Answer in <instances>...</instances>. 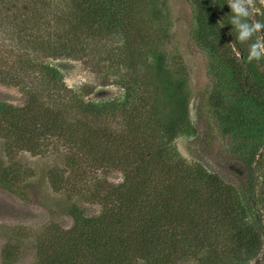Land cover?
I'll return each mask as SVG.
<instances>
[{
	"label": "trees",
	"instance_id": "1",
	"mask_svg": "<svg viewBox=\"0 0 264 264\" xmlns=\"http://www.w3.org/2000/svg\"><path fill=\"white\" fill-rule=\"evenodd\" d=\"M191 1L195 37L217 59L216 79L228 84L230 102L219 86L214 92V115L234 135L259 140L264 72L243 52L240 67L226 46L227 0ZM166 19L162 0H0V79L26 96L23 106L0 102L5 154L13 159L20 151L63 147L69 167L116 168L123 175L89 191L102 207L98 215L74 206L70 228H48L38 264H250L260 253L264 228L259 216L251 217L254 160L244 162L242 197L175 150V139L195 128L187 72L162 49ZM60 58L117 85L119 97L97 103L88 98L89 86L68 87L52 64ZM20 168L9 162L0 186L12 189ZM49 180L56 190L68 184L62 169Z\"/></svg>",
	"mask_w": 264,
	"mask_h": 264
},
{
	"label": "rangeland",
	"instance_id": "2",
	"mask_svg": "<svg viewBox=\"0 0 264 264\" xmlns=\"http://www.w3.org/2000/svg\"><path fill=\"white\" fill-rule=\"evenodd\" d=\"M162 1L167 16V26L162 31V49L166 51L171 64L178 60L187 72L188 111L195 128L194 134H184L175 139V150L184 160L202 166L223 182L232 185L242 197L241 188L249 175L244 162L253 159L251 217L255 219L259 216V223L264 228V135L259 140L249 135L246 138L236 136V132L229 131L225 122L222 124L219 116L214 115V92L219 86L225 95L224 100L230 102L226 95L228 84L225 78L216 79L214 67L217 59L207 48H203L204 41L198 42L195 37V7L191 0ZM251 12L253 15L249 17L250 22L264 21V0H254ZM227 25L222 27V37L226 39V46L233 58H238L236 62L241 67L243 53L248 54V45L256 39L264 38V34L256 33L247 43H239L235 39L234 29L229 23ZM148 33L153 34V30H148ZM52 64L61 71L68 87L79 89L89 86L91 93L88 98L93 102H103L120 95L121 90L117 85L102 83L80 61L60 58L52 61ZM255 64L264 72V59ZM0 102L23 106L26 96L17 87L0 79ZM67 154L63 147H50L45 153L37 155L26 151L14 154L13 159L21 166L20 181L12 189L0 186V264H38L37 247L48 233V228L50 231L54 226L58 229L70 228L73 218L69 210L74 206L87 216L98 215L102 207L91 199L89 191H95L96 186L122 180V171L116 168L98 167L89 172L81 164L69 167L65 162ZM13 159L5 154L0 139V172ZM59 169L63 170L64 177L68 176V184L56 190L49 176ZM195 263L192 259L180 262ZM250 264H264V236L262 249Z\"/></svg>",
	"mask_w": 264,
	"mask_h": 264
},
{
	"label": "clouds",
	"instance_id": "3",
	"mask_svg": "<svg viewBox=\"0 0 264 264\" xmlns=\"http://www.w3.org/2000/svg\"><path fill=\"white\" fill-rule=\"evenodd\" d=\"M230 9L229 24L235 31V39L239 43H247L252 40L256 33L264 31V22H250L249 17L254 7V0H228ZM230 34H232L230 32ZM264 59V38L256 39L248 45L247 62L260 61Z\"/></svg>",
	"mask_w": 264,
	"mask_h": 264
}]
</instances>
